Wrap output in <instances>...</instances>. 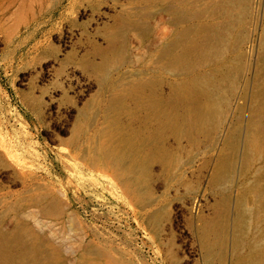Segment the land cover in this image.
Instances as JSON below:
<instances>
[{"label": "rangeland", "instance_id": "1", "mask_svg": "<svg viewBox=\"0 0 264 264\" xmlns=\"http://www.w3.org/2000/svg\"><path fill=\"white\" fill-rule=\"evenodd\" d=\"M67 26L91 39L83 55L54 44ZM83 67L95 108L43 110ZM143 81L198 117L157 132L128 101L150 136L134 158H172L126 173L94 145L113 96ZM18 229L43 262L264 264V0H0V238Z\"/></svg>", "mask_w": 264, "mask_h": 264}, {"label": "bare ground", "instance_id": "2", "mask_svg": "<svg viewBox=\"0 0 264 264\" xmlns=\"http://www.w3.org/2000/svg\"><path fill=\"white\" fill-rule=\"evenodd\" d=\"M148 85L150 84L148 83ZM148 85L147 82L144 83V81L135 83L128 87H124L115 96H113L114 110L109 116V120L104 127L101 137L97 139L94 145L97 154L103 155L105 160L118 165L119 169L126 173H132L135 165L140 166L143 162L150 160L149 157L156 158L160 161L162 160L161 162L165 165V162H168V160L172 158V155L169 154L166 149H162L158 153H154L149 156L145 155L142 157V160L134 158L133 154L135 153H133V151H139L140 148L148 145L150 136L148 135L141 138L142 135H139L140 132L138 133L129 127L130 121L134 118V115L130 114L128 101L134 102L135 105L139 103V105L144 106L147 114L151 115L152 119L156 121L158 125V128H156L157 132H160L161 130L162 132L172 131L173 133V130H176L180 133L181 131L179 132V130H181L183 126L184 129L187 125H191V123L195 124V122H197L198 112L192 111L189 113H178V111L175 113L173 108L175 109L177 104L173 101L175 105L172 108V99L171 102H169L171 104L170 107L172 108H170V111L167 108L168 102L167 104H164V99L161 96L160 97L162 99L154 97L156 93L151 95L150 92H148L151 89H147ZM167 100H169V98ZM195 101L197 100H194V102ZM136 157H138V155ZM25 232V229L13 230L0 238V260L14 254L15 256L17 255L18 260L20 259V262H22L21 264H59L60 257L54 249H48V255L44 262L37 259L36 255L39 250V246L37 242L33 240L25 242L24 239H22V234ZM8 260L9 259H7V261ZM87 264H97V262L91 261ZM103 264L124 263L111 260L106 261Z\"/></svg>", "mask_w": 264, "mask_h": 264}, {"label": "crops", "instance_id": "3", "mask_svg": "<svg viewBox=\"0 0 264 264\" xmlns=\"http://www.w3.org/2000/svg\"><path fill=\"white\" fill-rule=\"evenodd\" d=\"M66 31H67V36L72 38L70 41L64 42V40H61L58 42H54V44L57 47H61L62 50H64L63 47L66 46V48L67 49L70 48V50H74V51L82 50L83 51L85 48H88L90 47V45H92V41L90 38L85 39V40L82 39L83 35L79 32V30L78 32L80 35L76 31L72 30V28H70L69 26H67ZM79 36H81V38ZM82 51H80V53ZM81 73H82V76H78V77L76 76V78H74L71 75H68L66 79L59 81L58 84H56V86H54L53 89L50 91V93H47L46 96L38 95L37 101L41 104L42 109L45 110L46 112L47 111L50 112V111H55L56 109L71 110V109L77 108L79 110H82V113L85 115L87 110H89L90 108L91 109L95 108L93 107L95 106L94 105L95 95L93 96L90 91L92 90L91 86H92L93 79H94L93 75L91 74L89 69L84 68V67L81 69ZM128 80H135V79L130 78ZM22 101L27 106H30L32 102L29 96L24 95V94H22ZM80 128L81 129H77L76 132H79V133L84 132L85 127L81 126ZM101 128L99 129V131L101 130ZM98 132L96 134V137L98 136ZM98 137H101V136H98ZM143 150H142L143 154H145V152L147 153V150L145 152ZM149 162L150 160L143 162L141 165L146 166Z\"/></svg>", "mask_w": 264, "mask_h": 264}]
</instances>
